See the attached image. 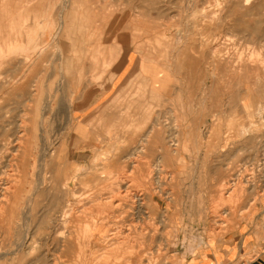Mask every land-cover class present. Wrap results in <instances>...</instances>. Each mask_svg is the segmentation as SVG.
<instances>
[{
    "label": "rangeland",
    "instance_id": "obj_1",
    "mask_svg": "<svg viewBox=\"0 0 264 264\" xmlns=\"http://www.w3.org/2000/svg\"><path fill=\"white\" fill-rule=\"evenodd\" d=\"M165 1L124 0L121 9L102 10L111 0H0V188L8 180L23 183L6 218L0 214V264H169L172 256L213 250L236 230L247 209L250 214L261 203L264 0L248 5L236 0L230 19L224 2L218 3L210 24L198 20L213 9L194 11L181 23H149L150 3L156 8ZM155 8L154 16H187L185 9ZM118 10L124 25L115 22ZM118 27L124 29L117 33ZM123 32V44H117ZM153 32H162L161 38L154 39ZM165 33L185 38L176 42ZM182 46L188 56H172ZM131 49L141 54V65L125 92L105 118L100 108L87 115L85 108L112 83L113 68ZM154 65L160 69L153 71ZM155 76L159 83L167 78L162 91L154 88ZM33 129L41 156L36 176L28 173L21 180L12 152L1 159L3 144L18 148L22 132L29 130V139ZM151 142L156 151L146 148ZM67 206L73 212L64 224ZM93 218L99 232L84 257L72 253L75 247L71 257L64 255L66 242H55L57 231L76 234ZM109 232L118 235L103 241ZM25 235L39 239L38 245L17 248Z\"/></svg>",
    "mask_w": 264,
    "mask_h": 264
},
{
    "label": "crops",
    "instance_id": "obj_2",
    "mask_svg": "<svg viewBox=\"0 0 264 264\" xmlns=\"http://www.w3.org/2000/svg\"><path fill=\"white\" fill-rule=\"evenodd\" d=\"M221 2H224V6L228 8V14L230 19L232 9L236 8V0H166L164 5L156 8V3H150L148 7L149 14L147 15V17H149V23L151 24H173L181 23L183 20H191L193 18V12L199 9H213L211 15L209 14L208 16H199L200 21L198 20V22H206L207 24H210L211 22H213L215 14L214 9H216L219 6L218 3L221 4ZM123 5L124 0H111V2L106 4L104 2V4H102L100 8L103 10L104 8L111 6L121 9ZM154 8L159 10L161 8H165L166 10L185 9L187 12V16L184 18L178 17L177 13L164 15L160 13L159 15L154 16ZM116 16L117 19L115 22L120 25H124L126 21L125 15H121L118 10ZM225 18L226 15H224V19ZM156 28L157 26L155 27V29ZM121 29H124V27H118L117 33ZM161 34L162 32H153L152 37H154V39H160L161 37H159V35ZM164 36L165 38L173 37L172 40H175L176 42H179L180 40H183V38H185L184 36L174 37V35L170 33H165ZM117 37V44L122 45L123 40L125 39L124 32L120 33V35H117ZM168 45L170 44H167V46ZM187 50L188 49L186 47L182 46L177 49L176 52L173 51L174 53L172 54V56H188L189 53ZM140 56L141 54H138L132 49L129 53H127V56L124 54L123 60L120 62L118 61L117 67L113 68V71L115 70L116 73L112 83H109L99 95H94V98H92L90 104H88V106L85 108V111H87V115L94 114L96 110L100 108L101 117L105 118V113H108L106 112V110L113 106L115 102L114 100L120 99L118 95H121L122 92H125L129 83V79H131L132 76L134 77L135 73L140 68ZM131 57L133 58L130 59ZM152 69L153 71H157L160 68L158 66H155L152 67ZM119 79L120 81H118ZM154 80V88H156L155 90L158 89L162 91L163 89H165V85L162 84H166V77L159 78L161 83L158 82V77L156 76ZM114 81L115 83L118 82L116 86H114ZM125 103H127V101H125ZM106 117L109 118L108 114ZM152 145L153 144H149V146L147 147L150 152L156 151L155 146ZM125 151L129 152L131 151V149L128 148ZM124 162H128V160H124ZM124 166L131 167L133 166V164L126 163L124 164ZM213 248V250L204 249L202 252H196L192 256H172L169 264H240L241 259L243 257L248 256L254 257V259L252 260L253 264H264V197L261 199V203L258 204L250 214H248L247 209L236 230L230 233L222 242L215 243V245H213Z\"/></svg>",
    "mask_w": 264,
    "mask_h": 264
},
{
    "label": "bare ground",
    "instance_id": "obj_3",
    "mask_svg": "<svg viewBox=\"0 0 264 264\" xmlns=\"http://www.w3.org/2000/svg\"><path fill=\"white\" fill-rule=\"evenodd\" d=\"M251 2V0H245V3H246V5H248L249 3ZM251 4V3H250ZM94 34V33H93ZM236 55V54H235ZM238 55V54H237ZM191 56V55H190ZM216 56V55H215ZM189 58V57H188ZM191 58V57H190ZM220 58V57H219ZM231 58V57H230ZM236 58H237V56H236ZM252 58V57H251ZM224 59V58H223ZM233 59V58H232ZM231 59V60H232ZM230 60V61H231ZM198 61V60H197ZM250 61H252V59L250 60ZM191 62H193V60L191 61ZM233 62V61H232ZM247 62V61H246ZM194 63V62H193ZM187 64V63H186ZM195 64V63H194ZM199 64V63H198ZM197 63L195 64V65H198ZM190 66H192V65H190ZM196 68H197V66H196ZM194 70H195V68H194ZM193 70V71H194ZM190 71H192V68L190 69ZM190 71H189V73H190ZM108 72V71H107ZM192 73V72H191ZM192 75V74H191ZM195 84V83H194ZM48 100V99H47ZM137 100H138V98H137ZM134 101V100H133ZM139 101H141V100H139ZM49 102V101H48ZM60 102V101H59ZM137 102V101H136ZM47 103V102H46ZM51 103V102H50ZM49 103V104H50ZM228 103V102H227ZM46 105V104H45ZM51 105V104H50ZM244 109L246 110V111H248L249 110V106H248V92H247V97L244 99ZM46 106H48V105H46ZM54 106V105H53ZM58 106H59V104H58ZM50 109V108H49ZM139 109V108H138ZM48 111V110H47ZM127 112H129V111H127ZM125 115V114H124ZM126 115H127V113H126ZM128 115H130V112H129V114ZM166 115V114H165ZM47 116H48V114H47ZM43 117V116H42ZM157 117V116H156ZM167 117V116H166ZM125 118H127L126 116H125ZM129 118V117H128ZM151 118V117H150ZM160 118V117H159ZM41 119H43V118H41ZM153 119V118H152ZM168 121V120H167ZM110 122V121H109ZM156 122V121H155ZM177 122V121H176ZM157 123H158V121H157ZM147 124V123H146ZM166 124H168L167 122H166ZM157 125V124H156ZM193 125V124H192ZM167 126V125H166ZM177 126V125H176ZM156 127H158V126H156ZM184 127V126H183ZM182 127V128H183ZM74 128V127H73ZM167 128V127H166ZM30 129V128H29ZM245 129V128H244ZM246 129H248V128H246ZM161 129L159 128V131H160ZM27 131H29V130H25V131H23L22 132V137H19V146H18V148H17V146L15 147V148H11L10 147V145H11V142L9 143V141H5V143L3 144V152H2V154H3V156H2V158L1 159H3V158H5V159H7V156H6V154H10L11 152V154L13 155L12 157H13V160L14 161H16V159L19 161H17L18 163H19V165H17V167H16V165H15V167H16V171H17V173H19L20 175H19V177H20V179L22 180V178L24 179V177L26 178L27 177V174L29 173L30 175H31V177H35L36 176V166H37V160H38V158L41 156L40 155V151H39V145H38V135H36L35 134V131H34V129L31 131V138L29 137V139L27 138V136L29 135V133L28 134H26L27 133ZM26 132V133H25ZM150 132H151V130H150ZM153 132V131H152ZM161 132V131H160ZM190 132V131H189ZM247 132V131H246ZM21 133V132H20ZM97 133V132H96ZM192 133V132H191ZM17 134H19V132L17 133ZM75 134V133H74ZM95 134V133H94ZM154 134V133H153ZM79 136V135H78ZM177 136V135H176ZM150 137H152V136H150ZM174 137H175V134H174ZM144 139V138H143ZM148 139H149V137H148ZM169 139H170V137H169ZM172 139V138H171ZM17 140V139H16ZM137 140V139H136ZM176 140V139H175ZM4 141V140H3ZM144 141V140H143ZM149 141V140H148ZM17 142V141H16ZM30 143L32 144L31 146H30ZM143 143V142H142ZM149 143H150V141H149ZM175 143V142H174ZM173 143V144H174ZM264 143V142H263ZM151 144H152V142H151ZM176 144V143H175ZM174 144V145H175ZM179 144V143H178ZM144 145V144H143ZM151 146V145H150ZM153 146V145H152ZM155 146H157V144L155 145ZM179 146V145H178ZM146 147V146H145ZM148 147V146H147ZM146 147V148H147ZM165 147V146H164ZM168 147V146H167ZM166 147V148H167ZM132 148V147H131ZM144 148V147H143ZM165 148V149H166ZM169 148V147H168ZM148 149V148H147ZM50 150V149H49ZM146 150V149H145ZM154 150V149H153ZM176 150V149H175ZM9 151H11V152H9ZM57 151V150H56ZM52 153L54 152L55 153V151H51ZM60 152V151H59ZM58 152V153H59ZM126 152V151H125ZM143 152V151H142ZM145 152V151H144ZM143 152V153H144ZM167 152V150L165 151V153ZM177 152V151H176ZM56 154V153H55ZM132 154V153H131ZM168 154V153H167ZM176 154V153H175ZM174 154V155H175ZM74 155V154H73ZM146 155H147V152H146ZM53 156V155H52ZM51 156V157H52ZM59 156H60V154H59ZM140 156V155H139ZM11 157V158H12ZM129 157H131V156H129ZM45 158V157H44ZM139 158V157H138ZM145 158H147V157H145ZM12 160V159H11ZM11 160H8L9 161V163H11ZM41 160V159H40ZM127 160V159H126ZM133 160H135V159H133ZM77 161V160H76ZM130 161H132L131 159H130ZM139 161H141V160H139ZM149 161V160H148ZM42 163H43V161H41ZM40 162V163H41ZM15 163V162H14ZM13 163V164H14ZM140 163V162H139ZM141 163H142V161H141ZM13 164L12 165H8L9 167H12L13 166ZM16 164V163H15ZM137 164V163H136ZM4 165V164H3ZM42 165V164H41ZM142 165V164H141ZM144 165V164H143ZM7 166V165H6ZM81 166V165H80ZM55 167V166H54ZM65 167V166H64ZM144 171H146L148 168L146 167V164L144 165ZM157 167V166H156ZM43 168V167H42ZM58 168V167H57ZM147 168V169H146ZM10 169V168H9ZM13 169V168H12ZM11 169V170H12ZM37 169H39V168H37ZM54 169V168H53ZM64 169V168H63ZM88 169V168H87ZM41 170H43V169H41ZM40 170V171H41ZM142 170V169H141ZM40 171H39V173H40ZM68 171H70V170H68ZM89 171V170H88ZM148 171H149V169H148ZM143 173V172H142ZM145 173V172H144ZM151 173V172H150ZM16 174V173H15ZM51 174V173H50ZM89 174V173H88ZM147 174H149V172H147ZM12 175H13V173H12ZM12 175H10V176H12ZM42 175V174H41ZM40 175V176H41ZM62 175V174H61ZM67 175V174H66ZM9 176V177H10ZM37 176H39V175H37ZM80 176H82V175H80ZM141 176V175H140ZM147 176V175H146ZM149 176V175H148ZM13 177V176H12ZM43 177V176H42ZM41 177V178H42ZM57 177V176H56ZM59 177H61V176H59ZM124 177V176H123ZM145 177V176H144ZM151 177H152V175H151ZM151 177L149 178V177H147V178H149V179H151ZM16 178V177H15ZM14 178V179H15ZM17 178H18V174H17ZM16 178V179H17ZM39 178V177H38ZM169 178V177H168ZM13 179V178H12ZM13 179V180H14ZM15 179V180H16ZM37 179V178H36ZM50 179V178H49ZM64 179V178H63ZM79 179V178H78ZM77 179V180H78ZM146 179V178H145ZM148 179V182L150 181ZM25 180V179H24ZM31 180V179H30ZM61 180V179H60ZM159 180V179H158ZM6 181V180H5ZM11 181V180H10ZM27 181H29V180H27ZM56 181H57V179H56ZM55 181V182H56ZM24 182V181H23ZM41 182V181H40ZM84 182V181H83ZM152 182V181H151ZM150 182V183H151ZM57 183H58V181H57ZM67 183V182H66ZM133 183V182H132ZM23 183H22V181H19V179H18V181L17 182H15V183H13V182H11V183H9V180H8V182L7 183H5L4 184V186H3V188H0V214L1 215H3V216H5L4 217V219L6 218V216L7 215H5V214H7L6 213V211H7V209L10 207V206H12L11 204H12V200L14 201V199H16V197H17V195H19V194H21L22 193V190H23V185H22ZM37 185H38V182L36 183ZM42 184V183H41ZM59 184V183H58ZM63 184H64V182H63ZM156 184V183H155ZM168 184V183H167ZM118 185V184H117ZM235 185V184H234ZM154 186V185H153ZM40 187V186H39ZM62 187V185L60 186V188ZM69 187V186H68ZM82 187V186H81ZM52 188V187H51ZM50 188V189H51ZM64 188H67V187H65L64 186ZM84 188H85V186H84ZM113 188H115V187H113ZM231 188V187H230ZM34 189V188H33ZM36 189H38V188H36ZM229 189V188H228ZM58 190V189H57ZM66 190V189H65ZM111 190L113 191V189L111 188ZM116 190V189H115ZM144 190V189H143ZM174 190V189H173ZM225 190H227V188L225 189ZM39 191V190H38ZM230 191H231V189H230ZM35 192V191H34ZM33 192V193H34ZM37 192V191H36ZM66 192V191H65ZM39 193V192H38ZM227 193V192H226ZM230 193V192H229ZM229 193H227V194H229ZM37 194V193H36ZM76 194H78V193H76ZM99 195V194H98ZM161 195V194H160ZM128 196V195H127ZM133 196V195H132ZM93 197V196H92ZM96 197V196H95ZM94 197V198H95ZM136 197V196H135ZM99 198V197H98ZM97 198V199H98ZM100 199H101V197H100ZM53 200V199H52ZM60 200V199H59ZM93 200V199H92ZM99 200V199H98ZM102 200H103V198H102ZM137 200V199H136ZM18 201V200H17ZM95 201V200H94ZM142 201V199L141 198H139L138 200H137V203L136 204H138L137 206H139L140 205V203H142L141 202ZM79 202V201H78ZM100 202V201H99ZM30 203V202H29ZM33 203V202H32ZM96 203H97V201H96ZM101 203H103V202H101ZM105 204V203H104ZM37 205V204H36ZM70 205V204H69ZM71 206V205H70ZM75 206V205H74ZM102 206V205H101ZM134 206V205H133ZM103 207V206H102ZM13 208V207H12ZM15 208V207H14ZM35 209H36V207H34ZM74 208V207H73ZM103 209V208H102ZM119 209V208H118ZM135 209V208H134ZM99 210V209H98ZM97 210V211H98ZM106 210V209H105ZM141 210V209H140ZM11 211V210H10ZM14 211V210H13ZM13 211H12V213H13ZM16 211V210H15ZM34 211V210H33ZM107 211V210H106ZM139 211V210H138ZM19 212H20V210H19ZM71 212H73L70 208H68V206L67 207H65V209H64V211H63V215H61V218H63V220H62V222L64 223V224H69V222H70V215H71ZM83 212V211H82ZM107 213H108V211H107ZM20 214V213H19ZM73 214V213H72ZM81 214V213H80ZM84 214V213H83ZM86 214V213H85ZM142 214V213H141ZM0 215V216H1ZM12 215V214H11ZM11 215H10V217H11ZM53 215V214H52ZM91 215V214H90ZM89 215V217L91 218V216ZM93 215V214H92ZM100 215V214H99ZM72 216V215H71ZM79 216V215H78ZM101 216V215H100ZM84 217V216H83ZM99 217V216H98ZM97 217V218H98ZM147 217V216H146ZM12 218H14V216H12ZM11 218V219H12ZM81 218H82V216H81ZM101 218V217H100ZM99 218V219H100ZM140 218V217H139ZM0 219H3V218H0ZM14 219H16V218H14ZM223 219V218H222ZM13 220V219H12ZM17 220V219H16ZM81 220V219H80ZM90 220H92V219H90ZM139 220V219H138ZM144 220V219H143ZM153 220V219H152ZM73 221V220H72ZM103 221H104V219H103ZM9 222V221H8ZM51 222V221H50ZM61 222V223H62ZM89 222V221H88ZM88 222H86L85 224H81L80 226H78L77 228H76V230H77V233L76 234H73L72 232H69V234H67L66 236H65V234H64V232H60L61 230H59V231H57L58 232V234L59 235H56L57 236V238L55 239V242H57V240H58V238L60 239V240H62V239H65V248H66V250H65V254L64 255H66L67 254V256H70V252L73 250L72 249V247H75V248H77V250H73L72 251V253H74V252H76V254H75V256L77 255V257L81 260L82 259V257H84V255H85V251H86V247L89 245L88 243L90 242V240H91V238H95V233H97V232H99V230H98V228H97V225L99 224L98 223V221H96V219L95 218H93V222L92 223H88ZM102 222V221H101ZM121 222V221H120ZM126 222V221H125ZM133 222V221H132ZM160 222V221H159ZM27 223V222H26ZM49 223V222H48ZM73 223V222H72ZM13 224H14V221H13ZM40 224H41V222H40ZM51 224V223H50ZM103 224V223H102ZM120 224V223H119ZM134 224V223H133ZM167 224V223H166ZM1 225V224H0ZM125 225V224H124ZM158 225V224H157ZM132 226V225H131ZM51 227V226H50ZM52 227H54V226H52ZM62 227V226H61ZM64 227V226H63ZM70 227V226H69ZM124 227V226H123ZM136 227V226H135ZM134 227V228H135ZM58 228H60V225L58 226ZM72 228V227H71ZM11 229V228H10ZM38 229H40V228H38ZM61 229H63V228H61ZM75 229V228H74ZM4 230V229H3ZM52 230V229H51ZM65 230V229H64ZM70 230V229H69ZM75 230V231H76ZM128 230V229H127ZM50 231V230H49ZM63 231V230H62ZM28 232V231H27ZM38 232H39V230H38ZM204 232V231H203ZM26 233V232H25ZM109 233H111V232H109ZM133 234H135L134 233V231L132 232ZM145 233V232H144ZM147 233V232H146ZM145 233V234H146ZM129 234H130V232H129ZM148 234H150V232L148 233ZM32 235V234H31ZM30 235V236H31ZM50 236H49V238L51 237V236H54L53 234L51 235V234H49ZM118 235V233H111V236L110 235H105V236H103L102 238H103V241L105 240L106 241V239L108 240V241H112L113 239H115L116 238V236ZM142 236H143V234H142ZM28 237H29V235H25V236H21V238H22V240H23V242L20 240V239H18V243H17V245H16V247L17 248H24V247H26L27 246V249H28V247H30L31 245H33V244H37V242H38V240H36V239H33L32 237H29V240H28ZM130 237V236H129ZM155 237V236H154ZM48 238V237H47ZM145 237H143V239H144ZM149 238V237H148ZM142 239V238H141ZM153 239V238H152ZM151 239V240H152ZM31 240V243L29 242ZM53 240V239H52ZM95 240H97V239H95ZM21 241V242H20ZM54 241V240H53ZM98 241H99V239H98ZM102 241V240H101ZM58 242H59V240H58ZM126 242V241H125ZM153 242V241H152ZM61 243V242H60ZM104 243V242H103ZM108 243V242H107ZM106 243V244H107ZM27 244V245H26ZM52 244V243H51ZM55 243L53 242V245H54ZM62 244V243H61ZM102 244V243H101ZM38 245V244H37ZM94 245H95V243H94ZM108 245V244H107ZM140 245H141V243H140ZM58 246H59V243H58ZM96 246V245H95ZM138 246V245H137ZM39 247V246H38ZM47 247V246H46ZM108 247V246H107ZM42 248V247H41ZM40 248V249H41ZM58 248V247H57ZM74 248V249H75ZM93 248V247H92ZM102 248V247H101ZM130 248V247H129ZM19 249H18V251H19ZM30 249V248H29ZM28 249V250H29ZM100 249V248H99ZM63 250V249H62ZM21 251V250H20ZM91 251V250H90ZM51 252V251H50ZM32 253V252H31ZM149 254V253H148ZM47 255V254H46ZM45 255V256H46ZM55 255V254H54ZM57 255V254H56ZM62 255V254H61ZM49 256V255H48ZM58 256V255H57ZM56 256V257H57ZM60 256V255H59ZM74 256V255H73ZM91 256V255H90ZM47 257V256H46ZM51 257V256H50ZM49 257V258H50ZM71 257V256H70ZM70 257H69V259H70ZM76 257V258H77ZM43 258H44V256H43ZM60 258V257H59ZM67 258V257H66ZM41 259V258H40ZM53 259V258H52ZM68 258H67V260H69ZM73 259H75V258H73ZM72 259V260H73ZM152 259V258H151ZM59 260H61V258L59 259ZM66 260V259H65ZM66 260V261H67ZM103 260V259H102ZM20 261V260H19ZM40 261V260H39ZM62 261H64V258L62 259ZM69 261H71V260H69ZM69 261H68V263H69ZM128 261V260H127ZM47 263H48V261H46ZM55 262V261H54ZM83 262V261H82ZM81 261H80V263H82ZM50 263V262H49ZM57 263V262H56ZM44 264H46L45 262H44ZM59 264V263H58ZM70 264V263H69ZM75 264V263H74ZM83 264H87V263H83Z\"/></svg>",
    "mask_w": 264,
    "mask_h": 264
},
{
    "label": "built area",
    "instance_id": "obj_4",
    "mask_svg": "<svg viewBox=\"0 0 264 264\" xmlns=\"http://www.w3.org/2000/svg\"><path fill=\"white\" fill-rule=\"evenodd\" d=\"M240 264H253V261H251V262H241Z\"/></svg>",
    "mask_w": 264,
    "mask_h": 264
}]
</instances>
